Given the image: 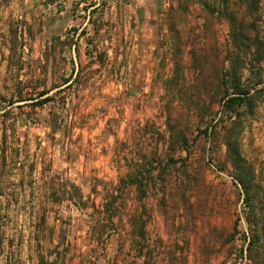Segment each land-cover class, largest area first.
Here are the masks:
<instances>
[{"label": "rangeland", "instance_id": "374dc122", "mask_svg": "<svg viewBox=\"0 0 264 264\" xmlns=\"http://www.w3.org/2000/svg\"><path fill=\"white\" fill-rule=\"evenodd\" d=\"M250 2L0 0V264H264V0ZM47 55L72 85L17 102ZM235 89L253 100L231 119ZM239 132L248 200L226 146Z\"/></svg>", "mask_w": 264, "mask_h": 264}, {"label": "trees", "instance_id": "16d2710c", "mask_svg": "<svg viewBox=\"0 0 264 264\" xmlns=\"http://www.w3.org/2000/svg\"><path fill=\"white\" fill-rule=\"evenodd\" d=\"M244 4L248 6V9L251 10V7L253 6L250 0H242ZM256 5V4H255ZM59 40V39H58ZM60 45H64L60 41ZM54 48H56L54 46ZM49 56H46L47 64L43 68V75L40 76L34 86V93L30 96L29 99H23V97H19L17 99V102H27L31 101L32 105L35 107H42L46 104H49L50 102L55 100V97L63 93L67 88H69L72 85V79L74 75H70L69 77H64V79H60L58 81L56 79V76L54 78H51L49 76L48 71V63H49ZM51 79L52 83L49 84V80ZM257 92V91H256ZM226 97L223 100L224 109L227 115L230 116V118H234L238 115L237 113V107H240V105H243L247 100L251 101L253 100V95H249V92L246 91H240L238 89H235L232 93H229V91H226ZM11 101V102H10ZM9 103L13 104V100H10ZM1 102V101H0ZM239 133H236L234 135H230L226 141V146L228 148V158L232 162L235 170V174L233 179L241 186L242 190L244 191L246 195V200H248L249 193L251 190V184L254 179V171L253 168L248 165L241 156L240 149H239ZM71 202H74V204L78 205L79 207L84 208L85 204L78 200L77 196L73 193L64 194ZM142 239H144V235L142 232L138 235ZM39 260L40 264H54L46 259V256L43 253H39Z\"/></svg>", "mask_w": 264, "mask_h": 264}, {"label": "crops", "instance_id": "0c3cea01", "mask_svg": "<svg viewBox=\"0 0 264 264\" xmlns=\"http://www.w3.org/2000/svg\"><path fill=\"white\" fill-rule=\"evenodd\" d=\"M73 75H74V74H73ZM74 77H75V75H74ZM74 77H73V78H74Z\"/></svg>", "mask_w": 264, "mask_h": 264}]
</instances>
